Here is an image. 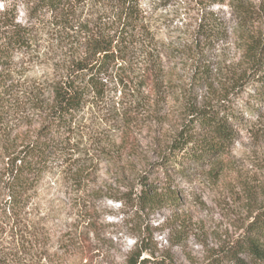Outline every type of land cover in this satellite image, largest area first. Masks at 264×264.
Here are the masks:
<instances>
[{"label":"rangeland","instance_id":"1","mask_svg":"<svg viewBox=\"0 0 264 264\" xmlns=\"http://www.w3.org/2000/svg\"><path fill=\"white\" fill-rule=\"evenodd\" d=\"M202 1L139 0L152 32L148 39L158 51L163 81L142 86L139 104L135 94L122 98L109 84L103 100L84 107L74 119L77 129L63 156L31 179L34 184L24 194L28 197L24 210L16 216L8 214L9 223L0 229V264H131L144 246L147 249L139 259L209 264L264 209V93L255 92L257 84L231 81L228 69L240 59L235 35L229 33L205 52L221 69L213 72L211 84L190 83L192 66L182 49L195 38L190 32ZM227 1L215 8L219 6L229 19ZM30 5L18 3L15 15L21 23L31 20L37 25L38 45L31 54L12 56L13 87L10 96L0 99V204L9 196L12 157L21 144L38 135L46 121L52 103L49 82L64 74L71 55L85 49L83 31L64 29V23L48 14L31 18ZM4 9L0 1V10ZM96 12V6L80 7L74 19H89V27L97 26ZM251 30L264 35V20ZM141 58L138 52L131 55V67ZM175 86L187 92L191 105L226 102L243 119L234 127L233 146L219 162L214 158L169 181L178 193L176 203L149 207L138 200L139 178L143 175L148 182L162 183L163 170H156L155 164L186 117L187 109L181 108ZM121 100L131 109L137 106L127 138L120 142L122 122L115 109ZM79 165L84 169L77 170ZM78 237L83 239L81 245Z\"/></svg>","mask_w":264,"mask_h":264},{"label":"trees","instance_id":"2","mask_svg":"<svg viewBox=\"0 0 264 264\" xmlns=\"http://www.w3.org/2000/svg\"><path fill=\"white\" fill-rule=\"evenodd\" d=\"M0 1L6 5V9L0 10V60H4L0 61L3 68L0 70V99L10 96L13 87L12 73L9 71L12 56L31 54L38 45L37 25L31 20L21 23L16 19L18 3H31V18L38 19L41 14L43 18V15L48 14L56 22H68V26L62 24L64 29L76 27L77 31H83L85 46L81 54L71 55L67 59L64 74L49 82L52 103L46 121L38 135L21 144L20 150L11 159L9 196L5 203L0 204L1 229L9 223L11 215H19L27 206L28 197L24 194L33 188L34 181L31 179L37 178L63 156L77 129L74 119L86 105H97L103 100L105 88L109 84L114 85L115 91H120L122 98L127 93L135 94V102L139 104L141 87L147 83L162 82L163 77L159 74L161 66L157 58L158 51L147 36L152 32L144 21L145 14L139 0ZM225 1L205 0L198 8L197 22L190 32L195 38L182 49L186 50L192 66L190 83L195 86L211 84L213 72L216 70L219 73L221 69L214 66L205 52L216 41L224 40L232 33L236 38L240 59L235 66H227L228 73L232 75L231 81L257 84L255 92L263 94L264 35H254L251 28L256 22L264 20V0L258 3L228 0L229 19L221 14L219 6L215 8V5H222ZM87 5L98 9L95 14L97 26L89 27V19L80 20L79 16L74 19V12ZM229 20H233V25H229ZM135 52L142 58L134 62L133 68L131 55ZM7 82L10 84L6 85ZM174 88L181 108L185 106L187 109L184 114L186 117L155 164L156 170H163L162 183L148 182L143 175L139 178L138 200L149 207L160 206L164 202L176 203L179 200L178 193L168 185L169 181L176 174L185 176L191 168L210 164L214 158L219 162L218 158L233 146L237 138L234 127L243 119L242 113L226 102L197 107L195 103L191 105L184 89L181 93L179 87ZM118 104L120 107L115 109V113L122 122L121 142L127 138L137 105L131 109L132 106H127L124 100L118 101ZM251 106L256 104L252 103ZM2 122L0 117V124ZM78 169L84 168L79 165ZM160 171L155 172V175L160 174ZM109 198L116 199L115 196ZM85 220L88 219L84 217ZM78 242L81 245L82 237H78ZM146 249L145 246L140 247L135 256L130 258L131 264H163L148 257L139 259ZM209 264H264V209L258 210L240 238L227 250H221Z\"/></svg>","mask_w":264,"mask_h":264}]
</instances>
